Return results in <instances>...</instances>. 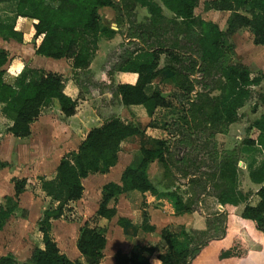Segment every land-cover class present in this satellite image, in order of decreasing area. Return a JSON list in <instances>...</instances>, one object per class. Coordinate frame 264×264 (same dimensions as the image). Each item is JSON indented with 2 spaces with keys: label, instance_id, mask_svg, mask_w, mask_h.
I'll return each instance as SVG.
<instances>
[{
  "label": "trees",
  "instance_id": "16d2710c",
  "mask_svg": "<svg viewBox=\"0 0 264 264\" xmlns=\"http://www.w3.org/2000/svg\"><path fill=\"white\" fill-rule=\"evenodd\" d=\"M6 1L11 0H0V2ZM16 1L18 2L17 15L36 20L33 24L35 36H43L36 53L52 59H69L73 71H86L94 57L99 38L108 37L113 33L112 30L101 26L99 9L126 6L131 10L139 5L146 8L152 25L159 21H168L171 28L177 31L178 39L181 36L195 48L197 53L194 59L195 65L207 74L211 70L207 68L208 66L218 71L217 80L213 81V89H216L219 94L204 96L198 107L181 114L183 124L179 122L180 125L191 128L194 123L190 116H193L196 123L204 126L201 130H211L208 133L209 137H213L215 132L224 133L230 124L238 120V111L254 96L251 87L262 80L261 77L251 78L244 64L229 63L228 60L234 53V46L229 39L240 29H247L252 33L255 45L264 46V0H210L206 2L204 6L206 10L230 13L225 31H221L217 25L194 15L198 0H160L164 8L172 13L170 20L162 14L161 7L152 0ZM0 37L21 40L18 32L4 25H0ZM161 55H166L175 64L166 66L172 72V80L181 78L185 83L191 84V74L181 71L180 56L174 49L154 48L144 51L141 55L127 56L109 72V74L114 71L137 74V80L133 85L111 86L114 95L120 97L122 105L130 109L139 108L144 115L149 117H152L158 108L168 107L167 100L161 96L159 91L150 95L144 92L145 86L158 73ZM7 61L8 53L0 49V103L3 104L2 113L12 122L8 131L14 137H27L30 134V124L39 116L41 109L52 101L58 104L65 117L75 114L76 101L64 93V79L61 75L24 66L14 82L7 84L3 81V66ZM179 87L188 90L184 83H181ZM261 100L264 101V97ZM157 125L158 122L149 123L150 127H158ZM166 125L163 123L159 126L166 127ZM251 127L258 131L256 141L245 139L244 144H256L264 151V113L252 122ZM193 128L191 130H196L195 127ZM138 133L140 129L135 125L118 118H111L99 127L90 129L70 158L63 156L60 159L52 178H40L41 190L52 202L56 203V206L45 210L38 221V230L42 235V247L34 248L29 260L24 264H98L100 262L106 244L102 231L89 227L81 230L76 241V250L88 261L85 263L79 260L73 261L60 252L53 240L50 234L51 221L62 217L69 203L81 199L84 191L82 181L87 176L109 171L117 161L120 143ZM170 149L166 140H159L156 148H141L140 159L137 163L122 171L120 184L108 182L102 186L101 198L95 215L107 220L112 219L116 215L117 197L121 194L128 197L137 195L141 199L140 206L144 208L146 206L144 194L156 193L153 183L148 178L147 167L157 160L167 171L171 170L173 162ZM218 158L215 177L220 189L214 194L215 197L219 200L234 196L243 198L235 190L237 151L235 149L223 151ZM5 166V162H0V168ZM250 180L253 183L262 184L257 191L260 200L256 206L246 205L241 218L252 237L264 243V165L250 174ZM12 183L14 196L6 199V208H0V230L4 221L16 209L18 196L25 191L27 179L14 178ZM189 183L193 184L191 180ZM194 184L198 185L199 182L195 180ZM167 196L178 213L194 210L192 200L184 203L175 192H170ZM152 231L153 227L148 222H144L136 234ZM189 237L183 229L179 232L165 229L156 246L146 247L136 244L134 247H139L137 251L131 252L130 255L117 253L114 256V263L152 264L147 255L153 254L158 247L163 250V253L157 256L160 264H192L195 259L201 260V253H199L201 248H191ZM210 241L220 242L217 245L218 253L214 255V261L208 260L207 264H244L248 248L237 234L229 232L225 235L224 232L220 238H207L202 242V248ZM0 264L18 263L9 254L0 257Z\"/></svg>",
  "mask_w": 264,
  "mask_h": 264
},
{
  "label": "rangeland",
  "instance_id": "374dc122",
  "mask_svg": "<svg viewBox=\"0 0 264 264\" xmlns=\"http://www.w3.org/2000/svg\"><path fill=\"white\" fill-rule=\"evenodd\" d=\"M198 8L199 10L203 9L201 5L200 7L197 6ZM113 9L111 16L102 11L100 19L102 27L112 26L113 29L119 31L118 41L114 43L115 45L107 57L110 68H114L117 63L127 56L133 55L134 52L137 56L154 48H166L174 49L179 53L181 71L191 74V84L185 83L184 79L181 78L172 80L173 86L176 87L174 94L177 92L180 94L174 96L176 99L174 108L179 111L174 120H178V125H180L179 122L183 124L181 120L183 113L198 107L204 96L219 94L216 89H213V81L217 80V69L208 66L207 68L211 70L207 74L195 65L194 59L197 57L195 48L183 40L181 36L178 39L177 31L171 28L168 21H159L152 25L146 9L138 12H133L126 6H116ZM167 16L165 17L170 20L173 15L168 13ZM219 21L220 18H217L216 22ZM229 41L234 46V53L229 57L228 62L244 64L251 77L262 78L261 84L252 86L255 92L254 96L239 110L241 118L232 138L233 141L241 143L247 136H255V131H250L249 126L264 111V103L259 99V96H264V49L253 44V35L247 29L232 35ZM159 64L161 67H166L169 64L175 65L166 55L160 56ZM79 75L80 97L90 93L93 89L95 91L101 90V86L92 81L88 73L82 72ZM181 83H184L188 90L179 87ZM49 111L51 117H44L39 123H35L32 136L24 141H16L11 138L6 130L8 121L3 116L0 117V160L5 161L9 166L7 169L0 170V204L4 205L6 196L13 193L11 178L25 177L27 179L26 190L19 198V209L7 219L5 227L0 231V256L11 254L18 264H24L29 260L32 250L42 246V235L38 230V221L45 210L56 206V203L52 202L41 191L40 178H52L60 158L63 156L70 158L78 147L76 135H74V140H71L73 136L63 128L59 120L54 121V112ZM46 112L43 110V114ZM190 119L194 123L191 128L186 125L182 130L178 127L171 128V133L174 137L176 136V139L171 152L173 163L170 178L178 185L182 184V180L190 179L197 195L204 192L218 193L219 186L215 177L216 164L219 161L218 156L223 151L219 152L215 149L214 143H212L213 138L208 136L211 130H201L204 126L196 123L193 116H190ZM172 120L171 118L169 124H172ZM36 122L38 121L36 120ZM42 122L46 125L44 133H41L39 127ZM96 123L97 121L93 118L91 121L80 125L86 128L96 125ZM193 127L196 129L193 130L195 133L191 130L194 129ZM79 133L81 134L82 131ZM189 134L191 135L189 136ZM238 136L240 137L238 138ZM190 139L193 140V146L190 148L181 147L180 143H177V140L188 141ZM126 148L121 149L117 155L116 163L108 172L103 173V175L91 174L87 176L82 181L84 191L81 199L69 203L63 216L51 221L50 234L53 240L60 252L73 261L79 260L84 263L88 261V259L81 257L76 250V241L81 230L86 227L98 229L106 236L103 264H112L114 255L129 253L131 246L134 247L136 244L159 243L156 239L155 242L150 237L147 238L146 233L135 234L136 229H138L135 224L140 225L148 222L144 216L143 209L145 207L140 206L141 199L137 195L119 196L115 203L116 215L111 220H102L95 216L101 198L102 186L107 182L117 181L119 174L126 167L137 163L135 155L138 153V147L133 148L130 153L126 152ZM236 151L238 152L239 149ZM149 175L154 180L159 177L155 167L150 168ZM167 179L169 180V177ZM195 180L199 182L198 185L194 184ZM144 198L146 201L145 196ZM126 221H131L133 224L125 226L124 222ZM218 229L221 227L209 235L203 232H191L189 235L190 247H197L202 250V242L213 235H217ZM127 234H135L137 237L134 238L135 235H130L132 239L125 236Z\"/></svg>",
  "mask_w": 264,
  "mask_h": 264
},
{
  "label": "crops",
  "instance_id": "0c3cea01",
  "mask_svg": "<svg viewBox=\"0 0 264 264\" xmlns=\"http://www.w3.org/2000/svg\"><path fill=\"white\" fill-rule=\"evenodd\" d=\"M152 1L160 6L162 9V14L168 17L167 15L170 12L166 8H164L161 1ZM208 1L210 0H198L197 6L200 7L201 5L203 9L199 10V8L197 9L196 6V10L194 9V15L200 17L204 21L211 22L217 25V27L221 31H225L227 27V19L230 13L228 11L204 9V5ZM17 4L18 2L16 0L0 2V25L12 27L16 32L20 34L21 38V40H17L12 38L4 39L0 37V49H4L8 53V61L3 66V81L7 84H12L16 76L21 72L24 66H28L33 69H40L45 71L46 73L61 75L64 79V93L72 100L76 101V108L74 115L65 117L61 113L58 104L55 101L50 102L41 109L39 116L30 124V134L24 138H17L8 131L9 127L12 125V122L2 113L3 104L0 103V117L3 116L8 121L6 130L11 138L15 139L16 141H24L30 138L33 134V125L35 123H39V121L44 117H51V112L49 110H52L54 112V121L59 120V122L62 123L63 128L68 130L71 136H73L71 140H74V135H76L78 146L84 140L87 132L90 129L99 127L105 121L111 118H118L123 122L131 123L140 129V133L130 136L120 143L118 153L123 147H127V153H130L133 148L138 147V153L135 155L138 161L140 159V149L156 148L158 146L159 140H166L170 145V150L172 152L176 136L174 137V135L171 133V128L178 127L182 130L185 125H178V120H174V117H176V115L179 113V111L175 110L174 108V105H176V99L174 96H179L180 94L178 92L177 94H174V91H176V87L172 84V72L170 71V69L166 68L165 66L161 67L159 64L156 77L144 88V92L146 95H150L155 91H159L161 93V96L167 100L169 104L168 107L158 108L152 117L144 115L139 108H127L122 105L120 97L114 95L111 86H115L118 84L133 85L137 80V74L121 71H114L112 74H109V72L113 68L109 67L110 63L108 62L107 58L110 51H112V47L115 45L114 43L118 41L117 39L119 38V31L113 29L112 26H108L107 28L112 30L113 33L108 37L102 36L99 38L94 57L92 58L88 69L84 72L81 70L73 71L71 60L69 59H52L36 53V49L39 46L43 36H35L33 24L36 23V20L29 17H20L17 15ZM144 9L146 8L136 5L131 10L133 12H138ZM102 11H105L106 13H108V15L111 16L114 9L112 7H104L99 9L98 13L100 19L102 16ZM217 18H220L219 22H216ZM242 30L243 29L238 30L235 34L241 32ZM255 46L257 47L258 45ZM260 49H264V46H261ZM135 54L136 52H134L133 55ZM76 72L78 73L77 75ZM82 72L88 73L92 81L101 86V90L95 91V89H93L90 93H86L84 94V96L80 97L81 91L78 83L80 82L79 74H81ZM190 78H192V76ZM261 83L262 80L259 84ZM253 86H258V84ZM171 92L173 93L171 94ZM261 98L259 96L260 100ZM262 103H264V101H262ZM43 110L47 111L46 114H43ZM262 113H264V111L261 112L255 119H257ZM238 116V120L230 124L224 133L215 132L212 137V143H214L215 149L219 152L239 149V151L237 152L238 161L235 176V190L236 192L240 193L243 198L234 196L219 200L215 197L214 193L209 194L206 192L197 195L194 187H192V184L189 183L190 179L186 178L182 180V184L178 185L177 182L170 178L171 171H167L162 163L155 160L148 165L147 175L150 181L153 183L156 189V193L152 194L148 192L144 194V196L146 197V206L143 211L145 212V216L148 219V224L153 227L152 232H147L145 234L147 235V238L150 237L154 241L155 239L156 241H160L162 232L165 229L172 232H179L183 229L184 232L189 235L194 231L204 232L209 235L213 232H216L217 228L221 227V229H218V234L211 236V238H220L224 232L225 235L229 232H233L237 234L247 245L248 249L244 264H264V243L252 237L247 226L244 224L241 218L242 211L246 205L256 206L259 203L260 199L257 195V191L262 186V184L253 183L250 180V174L264 165V151L256 144H244L245 139L256 141L258 131L254 127H251L252 123L250 124L249 128L250 131H255L254 137L247 136L241 143L233 141L232 134L234 131H236L241 118L239 111ZM93 118L97 121L96 125L88 126L86 128H83L84 126L80 125L81 123L84 124V122L91 121ZM171 118L173 119L172 124H169ZM36 120L38 122H36ZM152 121L158 122V127H150L149 123ZM163 123L167 124L166 127L159 126ZM39 127L41 133H44V131L46 130V125L44 124V122L39 124ZM79 131H82V133L80 134ZM190 135L191 134H189V136ZM239 137L240 136H238V138ZM177 143H180L181 147L190 148L193 146L192 139L188 141L177 140ZM0 162L5 161L0 160ZM8 167L9 166L6 163V166L4 168H0V170L7 169ZM151 167L156 168L159 175L158 179L154 180L150 177L149 170ZM120 177L121 174H119L117 181L111 182L120 184ZM168 177L170 182L167 179ZM14 178L15 177L11 178L12 187V179ZM165 181H167V183H165ZM12 190V195L6 196L5 199L14 196V188H12ZM170 192H175L177 195H179L184 203L188 200L194 201V210L178 213L176 208H174L173 203L167 196V194ZM23 193L18 196V205L7 219L13 216L19 209V198ZM6 204L7 201L4 205L0 204V208H6ZM98 218L107 220L101 217ZM7 219L6 221H4L2 229L5 227L6 222L8 221ZM124 224L125 226H127L128 224L133 223L131 221H126L124 222ZM140 225L135 224L136 228L138 227V229ZM138 229H136V232L138 231ZM130 235L134 236L133 234H127L125 236ZM220 241H210L201 250V260L195 259L192 264H195L196 262H199L200 264H207L208 260L214 261V255L218 253L217 245ZM156 245L157 244H154V242H150L149 244H140V246L146 247H152ZM138 249L139 247L131 246L129 253L122 254L130 255L131 252L137 251ZM104 250L105 247L102 252L103 257ZM161 253H163V250L157 247L156 251L153 254L147 255V257L152 264H160L157 256ZM114 256L112 259V264H115ZM257 256L260 258L257 259ZM102 260L103 258L98 264H103Z\"/></svg>",
  "mask_w": 264,
  "mask_h": 264
}]
</instances>
